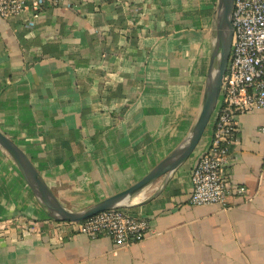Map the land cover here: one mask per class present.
<instances>
[{"label": "crops", "instance_id": "0c3cea01", "mask_svg": "<svg viewBox=\"0 0 264 264\" xmlns=\"http://www.w3.org/2000/svg\"><path fill=\"white\" fill-rule=\"evenodd\" d=\"M0 17V131L57 200L79 211L138 182L189 134L201 109L217 0H69ZM226 207L192 206L189 159L148 203L138 243L73 234L49 219L0 149V264H264V112L237 118ZM164 178L146 194L152 196Z\"/></svg>", "mask_w": 264, "mask_h": 264}, {"label": "built area", "instance_id": "2783aa9c", "mask_svg": "<svg viewBox=\"0 0 264 264\" xmlns=\"http://www.w3.org/2000/svg\"><path fill=\"white\" fill-rule=\"evenodd\" d=\"M116 1V0H113ZM44 6L70 7L69 0H0V17L15 18L26 10ZM233 38L229 61L212 119L208 148L190 172L192 206L226 207L232 194L244 195V187H232L228 168L234 157L231 148L239 145L237 118L264 112V0H234ZM264 135V126L260 129ZM55 222V221H53ZM60 229L90 239L106 237L117 248L141 242L149 232V220L129 209L102 212L82 222H57ZM36 223L22 216L0 221V234L16 228L23 236L34 232Z\"/></svg>", "mask_w": 264, "mask_h": 264}, {"label": "water", "instance_id": "95a60500", "mask_svg": "<svg viewBox=\"0 0 264 264\" xmlns=\"http://www.w3.org/2000/svg\"><path fill=\"white\" fill-rule=\"evenodd\" d=\"M233 3L234 0H217L214 37L201 109L188 136L152 170L129 188L87 209L69 210L57 200L24 151L0 131V149L14 163L49 219L55 222L76 223L105 211L132 209L148 203L164 189L170 176L189 159L200 143L216 109L232 45L233 27L231 19ZM162 178H164L163 185L152 196L142 201L137 200L147 189L155 186Z\"/></svg>", "mask_w": 264, "mask_h": 264}, {"label": "rangeland", "instance_id": "374dc122", "mask_svg": "<svg viewBox=\"0 0 264 264\" xmlns=\"http://www.w3.org/2000/svg\"><path fill=\"white\" fill-rule=\"evenodd\" d=\"M209 129H210V125H208L206 132H208ZM153 187L147 189L139 198H137V200H139V201L145 200L147 192H149ZM85 209H87V208H85Z\"/></svg>", "mask_w": 264, "mask_h": 264}, {"label": "bare ground", "instance_id": "6f19581e", "mask_svg": "<svg viewBox=\"0 0 264 264\" xmlns=\"http://www.w3.org/2000/svg\"><path fill=\"white\" fill-rule=\"evenodd\" d=\"M135 202V201H134Z\"/></svg>", "mask_w": 264, "mask_h": 264}]
</instances>
